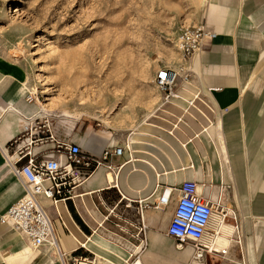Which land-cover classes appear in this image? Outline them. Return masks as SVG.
<instances>
[{
	"label": "crops",
	"instance_id": "1",
	"mask_svg": "<svg viewBox=\"0 0 264 264\" xmlns=\"http://www.w3.org/2000/svg\"><path fill=\"white\" fill-rule=\"evenodd\" d=\"M194 25L217 33L214 39L204 42L186 66L191 75L190 88L205 90V96H180L168 103L163 102L162 96L155 112L158 116H169L171 121L163 127L168 132L158 134L156 144L142 145L147 157H134L137 137L130 135L125 142L128 151L110 156L105 165L76 188L73 200L60 201L57 206L49 199L44 200L54 221L58 245L69 255V264L75 255L95 253L93 237L97 230L85 217L100 218L103 212L99 206L105 208L106 200L114 205L119 203L118 206L132 200L137 206V200L154 201L165 186H177L190 179L197 180L199 189L208 197L220 201L228 215L243 219L245 232L257 238L258 257L264 264V77L260 74L264 61V0H208ZM30 83L28 68L7 56L0 47V217L24 191L12 166L19 160L18 149L27 141L18 147L11 143L23 132L26 117L49 111L44 104L41 108L37 100H27ZM199 106L209 107L212 118L195 116L194 112L201 111ZM147 129V125L141 124L140 132L133 134L143 135ZM53 132L60 141H72L63 128L57 127ZM103 137L106 142H117L111 133ZM80 143L92 150L95 139L90 136ZM55 145L56 142L48 141L40 146L28 145V150L48 151ZM175 202L176 196L165 210L169 214L168 224ZM157 211L162 212L144 209L145 228L139 223L130 225L118 214L114 218L123 220L128 228L110 219L124 232L121 238L128 248L113 246L108 248L109 255L126 262L130 249L136 247L142 264H198L193 247L178 249L176 241L175 244L166 241L170 237L168 224L165 230L158 225ZM226 225L233 228V234L227 235L228 241L220 245L216 238L219 225L215 219L212 223L215 232L209 242H214L220 251L229 248L240 231L239 226L228 222ZM0 264H59V261L52 246L45 244L34 250L24 235L0 219ZM201 264H205L202 257Z\"/></svg>",
	"mask_w": 264,
	"mask_h": 264
},
{
	"label": "rangeland",
	"instance_id": "2",
	"mask_svg": "<svg viewBox=\"0 0 264 264\" xmlns=\"http://www.w3.org/2000/svg\"><path fill=\"white\" fill-rule=\"evenodd\" d=\"M207 1L0 0V47L28 68L29 87L38 105L49 108L40 116L53 131L63 128L78 143L94 137L92 150L82 147L98 158L105 146H126L132 135L138 145L134 157L142 159L148 155L142 152V145L156 144L158 134L167 133L163 127L171 121L155 112L163 96L155 83L158 70L164 66L178 69L176 90L180 96H205V90L190 88L186 67L190 58L183 57L175 42L184 25L197 24ZM260 74L264 77V61ZM199 108L195 116L212 118L209 107ZM141 124L148 127L146 135L133 134L140 132ZM107 133L117 142H106L103 135ZM106 203L105 208L99 206L103 212L100 218L85 217L97 230L94 250L101 264L112 263L99 254L126 264L108 253L113 246L123 250L128 246L119 227L109 220L103 223L114 206ZM122 209L120 206L116 212L120 214ZM157 214V223L165 230L169 214ZM110 219L128 228L123 220L113 215ZM242 220L228 215L226 221L239 226L240 231L233 237L229 254H208L205 264H261L257 238L245 232ZM166 241L175 244L172 237Z\"/></svg>",
	"mask_w": 264,
	"mask_h": 264
},
{
	"label": "built area",
	"instance_id": "3",
	"mask_svg": "<svg viewBox=\"0 0 264 264\" xmlns=\"http://www.w3.org/2000/svg\"><path fill=\"white\" fill-rule=\"evenodd\" d=\"M217 33L203 25H184L176 36V47L185 59L194 56L206 40H212ZM178 74L170 67H161L155 77V83L163 94V102L168 103L180 97L176 90ZM35 93L29 91L27 100L36 101ZM27 141L18 149L19 160L12 166L13 174L23 186V194L1 215L2 222L10 224L13 230L24 235L31 247L37 250L45 244H52L58 255L59 264H69V255L58 245L54 221L44 200H51L54 206L60 201L73 200L76 188L84 183L110 156H121L127 146L104 147L100 158L84 151L81 143L60 141L50 124L42 116H30L24 120V129L20 136L11 143L14 146ZM48 141L56 142L55 147L48 151L32 153L28 145L40 146ZM108 168H111L107 164ZM197 180H184L177 186H165L154 201L139 199L137 206L132 200L122 205V213H117L119 203L109 209L105 220L117 214L124 216L130 225L139 223L146 227L144 209L154 208L165 211L176 196L173 215L167 227V235L174 238L176 246L182 249L191 246L197 257L205 259L208 254H229V249L220 251L209 238L215 230L211 227L214 214L223 212L221 203L211 199L199 189ZM132 211V213H131ZM225 212V211H224ZM128 214H133L130 217ZM226 214V212H225ZM52 241V242H51ZM85 247V244H83ZM71 264H101L98 255H75ZM126 264H142L139 252L130 249Z\"/></svg>",
	"mask_w": 264,
	"mask_h": 264
},
{
	"label": "bare ground",
	"instance_id": "4",
	"mask_svg": "<svg viewBox=\"0 0 264 264\" xmlns=\"http://www.w3.org/2000/svg\"><path fill=\"white\" fill-rule=\"evenodd\" d=\"M173 72H175V73H177L178 75H179V71H177V69H173V68H170ZM179 77V76H178ZM92 176V175H91ZM90 176V177H91ZM89 177V178H90ZM109 179L110 180H112L113 178H112V176H111V173L109 174ZM227 217H228V213L227 214H225V212L223 211V212H221V213H219V212H216L215 214H214V219L217 221V223H218V227H219V231H217L216 232V238H217V240H219V244L221 245L222 243V241H228V238H227V235H232L233 234V228L232 227H229L228 225H226V219H227ZM214 219H213V221H214ZM213 223V222H212ZM211 227H212V225H211ZM224 233L223 235H221V233ZM212 236V235H211ZM209 240H210V238H209ZM216 241V240H215ZM52 242V241H51ZM208 243H209V241H208ZM218 243V242H217ZM219 244H217V245H219ZM50 246H52V244L50 243L49 244ZM226 246H228L227 244H226ZM53 247V246H52ZM216 247H218V246H216ZM221 247H223V246H221ZM178 248V247H177ZM184 248V247H183ZM182 248V249H183ZM179 249V248H178ZM224 249H225V247H224ZM223 250V249H222ZM221 250V251H222ZM195 262L196 263H198V264H201V257L199 258V257H197V256H195Z\"/></svg>",
	"mask_w": 264,
	"mask_h": 264
}]
</instances>
